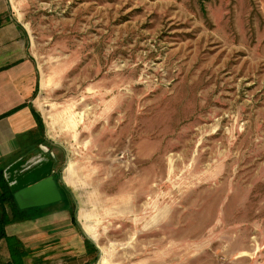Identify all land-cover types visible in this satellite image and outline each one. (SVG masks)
Masks as SVG:
<instances>
[{
	"label": "rangeland",
	"instance_id": "1",
	"mask_svg": "<svg viewBox=\"0 0 264 264\" xmlns=\"http://www.w3.org/2000/svg\"><path fill=\"white\" fill-rule=\"evenodd\" d=\"M6 2L46 149L17 188L62 195L30 212L66 206L96 264H264V0Z\"/></svg>",
	"mask_w": 264,
	"mask_h": 264
},
{
	"label": "crops",
	"instance_id": "2",
	"mask_svg": "<svg viewBox=\"0 0 264 264\" xmlns=\"http://www.w3.org/2000/svg\"><path fill=\"white\" fill-rule=\"evenodd\" d=\"M39 88L27 33L10 14L6 0H0V162L6 167L36 153L44 139L34 116L33 99ZM25 216L5 228L8 237L22 242L25 264L97 263V245L66 206L35 213L27 210ZM2 244L5 252H1ZM7 260L6 244L1 241L0 261Z\"/></svg>",
	"mask_w": 264,
	"mask_h": 264
},
{
	"label": "trees",
	"instance_id": "3",
	"mask_svg": "<svg viewBox=\"0 0 264 264\" xmlns=\"http://www.w3.org/2000/svg\"><path fill=\"white\" fill-rule=\"evenodd\" d=\"M38 129L42 131L43 123L40 116L34 113ZM6 165L0 162V242L4 241L8 251V260L0 264H25L27 252L20 240L8 237L5 232L7 225L26 219L27 210H19L14 201L13 194L20 188H12L4 177ZM74 215H72V218ZM74 219V218H73Z\"/></svg>",
	"mask_w": 264,
	"mask_h": 264
},
{
	"label": "water",
	"instance_id": "4",
	"mask_svg": "<svg viewBox=\"0 0 264 264\" xmlns=\"http://www.w3.org/2000/svg\"><path fill=\"white\" fill-rule=\"evenodd\" d=\"M41 148L46 150L44 147ZM13 198L21 211L46 207L62 201L60 189L51 175L17 190Z\"/></svg>",
	"mask_w": 264,
	"mask_h": 264
},
{
	"label": "bare ground",
	"instance_id": "5",
	"mask_svg": "<svg viewBox=\"0 0 264 264\" xmlns=\"http://www.w3.org/2000/svg\"><path fill=\"white\" fill-rule=\"evenodd\" d=\"M29 159H31L30 160L31 166H34V165L36 166L37 164H40V162L44 161L43 163H45L46 158L41 156V154H36V155H31ZM15 165L16 164H14V166ZM14 166L11 167L12 172H10L11 170L7 172V174H8L7 179H8V182L12 188H17L18 187V181L16 180V178H17V175L20 173L17 170V168L19 166H17V167H14Z\"/></svg>",
	"mask_w": 264,
	"mask_h": 264
},
{
	"label": "built area",
	"instance_id": "6",
	"mask_svg": "<svg viewBox=\"0 0 264 264\" xmlns=\"http://www.w3.org/2000/svg\"><path fill=\"white\" fill-rule=\"evenodd\" d=\"M6 173H7V170L4 171V177H5V179L8 181V179L6 178V175H7ZM9 185H10V184H9Z\"/></svg>",
	"mask_w": 264,
	"mask_h": 264
}]
</instances>
